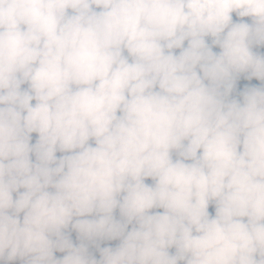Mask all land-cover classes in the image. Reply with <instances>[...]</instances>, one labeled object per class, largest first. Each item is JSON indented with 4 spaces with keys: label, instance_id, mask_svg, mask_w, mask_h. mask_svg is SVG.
<instances>
[{
    "label": "clouds",
    "instance_id": "obj_1",
    "mask_svg": "<svg viewBox=\"0 0 264 264\" xmlns=\"http://www.w3.org/2000/svg\"><path fill=\"white\" fill-rule=\"evenodd\" d=\"M0 264H264V0H0Z\"/></svg>",
    "mask_w": 264,
    "mask_h": 264
}]
</instances>
